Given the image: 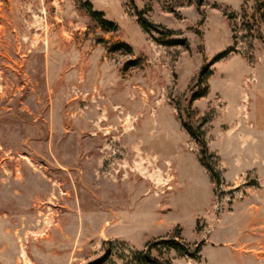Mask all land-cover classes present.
<instances>
[{
    "label": "rangeland",
    "instance_id": "obj_1",
    "mask_svg": "<svg viewBox=\"0 0 264 264\" xmlns=\"http://www.w3.org/2000/svg\"><path fill=\"white\" fill-rule=\"evenodd\" d=\"M154 261L264 264V0H0V264Z\"/></svg>",
    "mask_w": 264,
    "mask_h": 264
},
{
    "label": "trees",
    "instance_id": "obj_2",
    "mask_svg": "<svg viewBox=\"0 0 264 264\" xmlns=\"http://www.w3.org/2000/svg\"><path fill=\"white\" fill-rule=\"evenodd\" d=\"M95 15H97V16H99V15H101L100 13H96ZM104 23H108V22H104ZM168 243H171V244H173V245H177L178 244V242H176V240H171V241H167ZM179 245V244H178ZM179 252H181V253H184V254H187V255H190V250H178ZM157 263V261H154V264H156Z\"/></svg>",
    "mask_w": 264,
    "mask_h": 264
}]
</instances>
